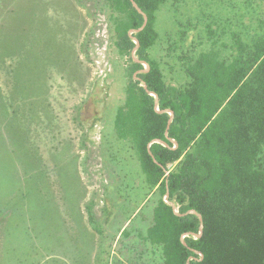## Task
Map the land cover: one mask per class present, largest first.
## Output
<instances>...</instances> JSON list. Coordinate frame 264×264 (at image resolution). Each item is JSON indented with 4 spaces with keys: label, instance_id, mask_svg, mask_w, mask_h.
I'll list each match as a JSON object with an SVG mask.
<instances>
[{
    "label": "rangeland",
    "instance_id": "obj_1",
    "mask_svg": "<svg viewBox=\"0 0 264 264\" xmlns=\"http://www.w3.org/2000/svg\"><path fill=\"white\" fill-rule=\"evenodd\" d=\"M112 29L102 0H0V264H163L139 238L158 193L113 127L128 58ZM208 29L230 57L231 33L264 34V0L163 6L148 53L165 56L170 85L186 80L177 55L209 48Z\"/></svg>",
    "mask_w": 264,
    "mask_h": 264
},
{
    "label": "trees",
    "instance_id": "obj_2",
    "mask_svg": "<svg viewBox=\"0 0 264 264\" xmlns=\"http://www.w3.org/2000/svg\"><path fill=\"white\" fill-rule=\"evenodd\" d=\"M170 1L133 0L147 24L130 35L142 26L143 16L130 0H102L114 51L128 58L114 131L132 144L147 188L159 196L151 225L139 238L160 248L163 264H264V34L248 39L246 32L231 33L233 53L226 57L220 49L227 45L216 48L208 29L209 48L177 55L186 80L170 85L165 56L148 53L158 49L161 38L157 12ZM133 39L146 73H139L144 67L132 58ZM150 93L158 97L159 111L173 113L169 128L170 115L156 111ZM166 194L178 214L194 211L201 221L193 214L177 216ZM90 211L88 222L96 230ZM121 235L128 236L126 230Z\"/></svg>",
    "mask_w": 264,
    "mask_h": 264
},
{
    "label": "water",
    "instance_id": "obj_3",
    "mask_svg": "<svg viewBox=\"0 0 264 264\" xmlns=\"http://www.w3.org/2000/svg\"><path fill=\"white\" fill-rule=\"evenodd\" d=\"M130 1H131V3H132V6L137 10V12L143 16V24H142V26H141L139 29H137V30H135V31H132V32L130 33V35H131L132 33H138V32L142 31V30L145 28V26H146V24H147V16L144 15V14L142 13V11L137 7V5L133 2V0H130ZM133 42L135 43V48H134L133 51H132V58H133V60H134L136 63H140V64H142L143 67H144V69H143L142 71H140L139 73H146V72L148 71V65H147L145 62H141V61H139V60L137 59L136 55H135L137 49L139 48V43H138V41H137L136 39H133ZM139 73L134 74V79H135L136 75L139 74ZM142 87H143L144 89H146V85H145L144 83H142ZM150 95L153 96V97L155 98V109H156V111L159 112V113H168V114L170 115V119H169V121H168V128H169V126H170V124H171V121H172V119H173V113H172L171 111H166V112H161V111H159V110H158V97H157L155 94H153V93H150ZM166 135H167V131H166ZM158 143H162L163 145L166 146V144L163 143V142H161V141H158ZM174 146H175V147L177 146L175 142H174ZM167 199H168V194H166V196H165V201H166V203H168V204L173 208L174 213H175L177 216H183V215H187V214H193V215H197L198 218H199L200 221H201V216L198 215V214H197L196 212H194V211H189L188 213H185V214H182V215H181V214H178L177 208L174 206V204L168 202ZM201 233H202V226H200L199 234L196 235L195 237H196V238H199L200 235H201ZM186 236H187V235H186ZM184 238H185V236L182 237V242L184 241ZM183 243H184V242H183ZM184 244H185V243H184ZM187 264H189V263H187Z\"/></svg>",
    "mask_w": 264,
    "mask_h": 264
},
{
    "label": "crops",
    "instance_id": "obj_4",
    "mask_svg": "<svg viewBox=\"0 0 264 264\" xmlns=\"http://www.w3.org/2000/svg\"><path fill=\"white\" fill-rule=\"evenodd\" d=\"M123 228H124V226H123ZM123 228H122V229H123ZM120 231H121V230H120ZM119 233H120V232H119Z\"/></svg>",
    "mask_w": 264,
    "mask_h": 264
}]
</instances>
